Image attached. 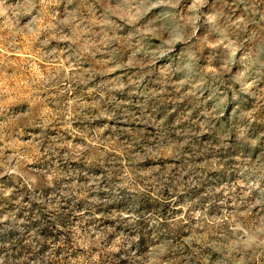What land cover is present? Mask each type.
I'll return each instance as SVG.
<instances>
[{"label":"clouds","instance_id":"clouds-1","mask_svg":"<svg viewBox=\"0 0 264 264\" xmlns=\"http://www.w3.org/2000/svg\"><path fill=\"white\" fill-rule=\"evenodd\" d=\"M264 264V0H0V264Z\"/></svg>","mask_w":264,"mask_h":264},{"label":"rangeland","instance_id":"rangeland-1","mask_svg":"<svg viewBox=\"0 0 264 264\" xmlns=\"http://www.w3.org/2000/svg\"><path fill=\"white\" fill-rule=\"evenodd\" d=\"M102 264H117V262L114 259H112L109 261L102 262Z\"/></svg>","mask_w":264,"mask_h":264}]
</instances>
